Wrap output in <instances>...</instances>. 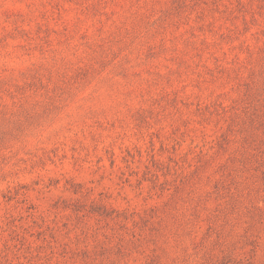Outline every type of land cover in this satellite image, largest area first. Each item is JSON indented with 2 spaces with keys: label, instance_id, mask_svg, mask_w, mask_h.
<instances>
[{
  "label": "rangeland",
  "instance_id": "1",
  "mask_svg": "<svg viewBox=\"0 0 264 264\" xmlns=\"http://www.w3.org/2000/svg\"><path fill=\"white\" fill-rule=\"evenodd\" d=\"M0 264H264V0H0Z\"/></svg>",
  "mask_w": 264,
  "mask_h": 264
}]
</instances>
